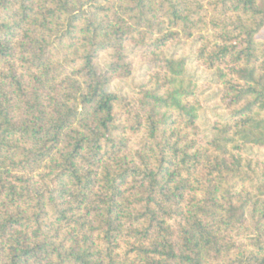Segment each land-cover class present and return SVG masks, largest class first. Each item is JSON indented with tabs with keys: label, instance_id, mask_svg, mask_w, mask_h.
Returning <instances> with one entry per match:
<instances>
[{
	"label": "trees",
	"instance_id": "obj_1",
	"mask_svg": "<svg viewBox=\"0 0 264 264\" xmlns=\"http://www.w3.org/2000/svg\"><path fill=\"white\" fill-rule=\"evenodd\" d=\"M263 26L264 0H0V264H264ZM191 37L228 110L209 139L165 55ZM126 42L148 73L121 97Z\"/></svg>",
	"mask_w": 264,
	"mask_h": 264
},
{
	"label": "rangeland",
	"instance_id": "obj_2",
	"mask_svg": "<svg viewBox=\"0 0 264 264\" xmlns=\"http://www.w3.org/2000/svg\"><path fill=\"white\" fill-rule=\"evenodd\" d=\"M257 36L264 37V26ZM123 49L126 60L130 63L131 72L126 76H115L109 82L108 88L111 92H115L121 97H128L144 81L148 68L145 64L146 57L142 55L141 50L132 42H126L123 45ZM197 49L196 38L191 37L186 41L169 43L165 48V55L169 58H185L187 74L198 82L199 95L197 96L201 102L198 125H200L202 136L205 139H209L212 136V124L224 119L228 110L220 101L221 87L216 82L214 71L201 66L197 62ZM114 60L115 51L107 49L98 53L95 64L98 69L105 70ZM245 150V153L264 160V147L246 146Z\"/></svg>",
	"mask_w": 264,
	"mask_h": 264
}]
</instances>
